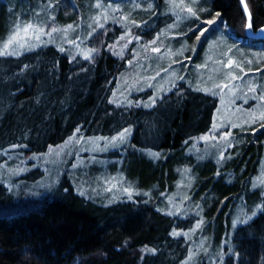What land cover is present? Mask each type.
<instances>
[{
	"label": "trees",
	"instance_id": "1",
	"mask_svg": "<svg viewBox=\"0 0 264 264\" xmlns=\"http://www.w3.org/2000/svg\"><path fill=\"white\" fill-rule=\"evenodd\" d=\"M90 1L109 0H0V52L12 29L30 22L37 7L46 6L48 26L76 27L91 24L84 20ZM170 1L189 9L193 0H149L150 17L139 10L130 18L123 34L140 36L137 47L143 49L133 56L132 43L124 51L115 48L114 33L120 29L110 22L88 38L92 55L87 59L53 45L0 55V264H200L196 254H188L183 234L195 222L187 216L189 209H180L186 213L180 217L161 205L167 197L184 196L187 206L198 210L201 225L203 221L199 231L206 237L209 260L215 263L218 254L209 244L219 249L225 242L223 264H264V184L256 180L264 156V119L252 117L243 128L214 131L224 121L214 124L218 98L210 82H204L206 62L201 61L206 46L212 53L224 39L247 52L241 60L253 63L250 71L264 69V38L246 35L238 0H200L179 40L162 46L171 24L158 18ZM245 4L253 30L264 27V0ZM153 37L160 45L158 55L168 51L173 59L159 68L174 67L179 81L157 93H134L122 103L116 96L118 77L132 57L146 55L144 44ZM183 50L181 58H171ZM173 71L167 74L175 76ZM125 130L130 139L109 153L121 160L113 168L115 177L125 181L120 185L115 180L114 186L125 191L118 199L102 189L89 167L90 182L76 183L59 167L65 160L60 157L57 163L54 154L45 159L70 137L110 139ZM227 131L230 140L222 138ZM204 135L221 141L199 160L195 153L200 155ZM45 165L49 174L57 173L58 182L46 179L53 188L39 192ZM180 172L190 181L176 190ZM236 209L243 212L234 224Z\"/></svg>",
	"mask_w": 264,
	"mask_h": 264
},
{
	"label": "rangeland",
	"instance_id": "2",
	"mask_svg": "<svg viewBox=\"0 0 264 264\" xmlns=\"http://www.w3.org/2000/svg\"><path fill=\"white\" fill-rule=\"evenodd\" d=\"M89 4V7L85 10L84 20L91 22V24L88 25L87 23H84L76 27L72 26L71 28L68 26L66 28H60L55 23L48 26V23L44 22L46 20L49 21L48 19L50 18V13L47 14L46 6H43L42 9H40V6L37 7L36 11L32 15L33 19L30 22H24L22 25L12 29L9 41L2 46L4 53L2 55L16 56L24 51L27 52L41 46L53 45L59 50L64 48L65 52H67L69 56L73 57L80 55L82 58H85L86 56L89 58L92 55V51L88 48L87 40L91 35L98 33L96 31L102 28L107 22H110L113 27L118 26L120 29L119 32L117 31L118 29H116L114 33L115 48L124 51L126 50V47L132 43V56L134 55L133 52L139 54L143 51V49L141 50L137 47L141 42V37L138 35L129 36L123 34V30L129 26L130 18H132L139 10L146 13V16L150 17L152 4L149 0H126V2L109 0L106 3H96L95 1H90ZM183 4H185V2H183ZM199 4L200 0H193L188 3L189 9L183 7L182 9H179V6L176 5V3L170 1L163 6L160 18L158 19L164 24L170 23L171 25L167 26L165 34L168 36L164 37V40L161 41L160 45L171 46L175 41L179 40L181 28L189 23L191 19L193 20L195 18L193 17L194 14L191 11ZM29 25H31L30 28L28 27ZM121 26L123 29H121ZM26 28L28 29L27 31H25ZM259 31L262 35H264V27L259 28ZM156 38L157 37H153L151 40L155 41ZM160 40L161 38L158 39L157 43H159ZM218 40H222V38H219ZM10 41L11 43H9ZM220 42L222 45L219 50L217 49L218 51L216 50L211 53V49H208V46H206L201 57V61H203L204 65V62H206V67L203 69H206L207 77L206 75L204 76V82L206 84H208L207 81L210 82L213 91L212 94L218 98V108L214 111V124L218 123L219 120L224 121L222 125L216 126L214 131H219L220 129L222 130L223 128H226V126H229V129L243 128L250 125L252 121L250 122L249 119L252 117V119L257 121L264 119V69H257L254 72L250 71L253 67V63L251 64L250 62H247L246 65V63L241 60L243 57H247V52L235 45L230 46V43L224 39L223 42ZM5 45H8L6 51ZM150 45H153L154 47L150 48ZM160 45L157 47L153 41H146V44H144V53L146 52V55L144 57H138L139 55H135L137 58L132 57L131 60L127 62V69L121 73L116 83V96L117 98L124 99L121 100L122 103L132 97L134 93L145 89H151L152 92L156 90L155 92L157 93L161 89L174 85L177 81H179L177 69L174 67H170L172 70L159 68L161 62L169 64L173 63V59L167 57L168 51L158 55L160 52ZM136 47L138 49H136ZM153 49H158V51H153ZM185 51L174 52V55L171 58H181ZM125 53L123 52L122 55ZM248 54L251 55L252 53L249 52ZM146 56L148 57L145 58ZM144 59L145 62L148 63H143ZM229 61H231V64H229ZM184 67H187V65L184 64ZM173 70L176 71L175 76H173L174 74L169 76L167 73L174 72ZM122 133H124L123 139L119 138L121 133L114 137L116 139H104L100 136H90L80 139L75 136L70 137L66 140L65 144L61 145L59 149L49 150L45 159L54 154L55 158H58L56 159L57 163L60 162V157L63 161L65 160L64 163L62 161L60 162V164H63V167H61V165L59 167L61 168V171L66 170L64 171L65 173H63L64 175H67L69 180H71V176L75 182H78V180H84L87 181V183L90 182L88 179H90L91 175L88 174L87 171L85 173V169L87 170L89 167L90 173H94L97 181L103 185L102 189L104 191H108L109 193L115 192L111 193V195L112 197H115L114 199H118L119 197L117 198V196L119 195L121 197L125 191L114 186L115 180L120 185H123L125 181L123 176L118 175L115 177L113 168L115 165L119 167L121 160H116L110 157L109 153L115 149L121 148L122 145L127 143L130 139L131 132ZM213 134L215 133L213 132ZM203 137H208V139H203ZM203 137V140L200 141L202 144L200 155H198L199 153H195L198 150H193L199 160L207 155V153H211V148L216 150L219 141H221H216L218 139H215V137H212L211 135H204ZM222 138L230 140L232 138V132L228 133L227 131ZM263 158L259 169L260 172L257 175L258 179H256L260 180V183L262 184H264V180L262 178L264 176ZM84 162L88 163L86 167ZM69 164L70 167H68ZM42 170L45 176H43L44 181L39 183L38 190L39 192H46L53 188L52 182L49 183L46 179L55 177L53 181L56 183L55 181L58 182V178L56 172H51L50 174L48 173V165L43 166ZM10 174H13V171L10 172ZM184 181L189 184L190 177L185 172H180L175 182L176 190L179 188L181 189L184 185ZM105 182L109 183L106 185ZM94 185H96V187L93 188V193L96 192V189H98V184L94 183ZM85 186H87V184ZM97 193H99V191L96 192V194ZM96 194L94 193V195ZM184 197L180 198L181 200L176 198L174 201L170 200V197H167L166 201L164 200V203H161V205L166 213L176 214L180 217L186 214H181L182 212L180 209L187 208L189 209L187 216L194 218L195 222L193 225L183 232L184 236L188 240V254L191 257H194L196 254V259H198L200 264H208V262H210L209 264H223V252L225 251H222L220 248H223L225 242H223L222 246L219 245V249H216V247L213 248L214 246L209 244L211 246L210 248L214 249L215 253H218L215 258V263H213V259L212 261L209 260V247L206 244V237L202 235V232H200V226L203 227V221L201 225V222H199V215L196 213L198 210L195 209L194 212L191 205L187 206L186 203H188L189 199L185 201L183 200ZM236 211L237 212H234L236 214H234V224H236L240 217H242L240 215L243 212V210L241 211L240 209H236ZM245 217H247V219L251 218L249 214ZM217 260L219 261L218 263H216ZM183 264L193 263L185 262Z\"/></svg>",
	"mask_w": 264,
	"mask_h": 264
},
{
	"label": "water",
	"instance_id": "3",
	"mask_svg": "<svg viewBox=\"0 0 264 264\" xmlns=\"http://www.w3.org/2000/svg\"><path fill=\"white\" fill-rule=\"evenodd\" d=\"M239 2V7H240V10L246 20V35L251 38V39H259V38H262L264 37L261 32L259 31V29L255 32L253 31L252 27L251 28H248V15H249V12H245V3H241V0H238Z\"/></svg>",
	"mask_w": 264,
	"mask_h": 264
},
{
	"label": "snow or ice",
	"instance_id": "4",
	"mask_svg": "<svg viewBox=\"0 0 264 264\" xmlns=\"http://www.w3.org/2000/svg\"><path fill=\"white\" fill-rule=\"evenodd\" d=\"M241 3H245V0H241ZM245 12H248V7H247V4H245ZM217 16H219V13H217ZM208 24L212 25V24H215L216 21L215 20H208L207 21ZM248 28H251L252 27V24H251V14L249 13L248 15ZM29 28L31 27V25L28 26ZM69 28H71L72 26L69 25L68 26ZM28 29L26 28L25 31H27ZM205 31H207V29H205ZM11 43V41L9 42ZM153 43H155V41H153ZM7 47L8 45H5V51L7 50ZM153 51H158V49H153ZM4 54L3 52H0V55ZM86 59L88 58L87 56L85 57ZM229 64H231V61H229ZM128 130H125V132H127ZM124 137V133H121L120 134V139H123ZM113 139H116V138H113ZM203 139H208V137H203Z\"/></svg>",
	"mask_w": 264,
	"mask_h": 264
}]
</instances>
